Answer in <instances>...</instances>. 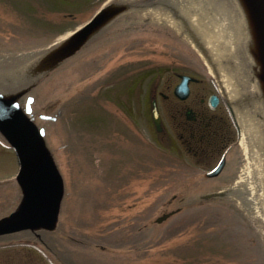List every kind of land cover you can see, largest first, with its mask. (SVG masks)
Returning a JSON list of instances; mask_svg holds the SVG:
<instances>
[{
    "label": "rangeland",
    "instance_id": "374dc122",
    "mask_svg": "<svg viewBox=\"0 0 264 264\" xmlns=\"http://www.w3.org/2000/svg\"><path fill=\"white\" fill-rule=\"evenodd\" d=\"M111 1L0 0V89L17 98L43 130L65 185L60 230L54 235L38 232L40 239L28 233L11 241L0 249V264H264V220L256 210L231 195L199 203L205 195L238 189L245 175L244 150L237 146L222 178L207 181L205 174L215 163L198 166L176 138L178 129L169 122L174 125L171 114L178 110L173 96L178 77L202 81L191 85L190 99H207L221 86L204 61L197 72L189 67L192 47L182 49L185 41L158 17L143 10L128 13L50 77L30 87L9 83V76L20 69L21 54L58 42ZM140 69L143 78L134 79ZM86 92L92 100L79 104ZM154 97L165 134L157 133L152 121ZM70 98L72 106L67 105ZM0 141L4 219L20 210V189L14 182L19 162ZM177 209L167 222L154 223ZM202 211L216 214L217 220L228 219L231 211L239 214L245 256L231 255L227 247L217 254L198 250L189 257L190 233L168 242L186 227L187 213L195 217L204 215Z\"/></svg>",
    "mask_w": 264,
    "mask_h": 264
},
{
    "label": "bare ground",
    "instance_id": "6f19581e",
    "mask_svg": "<svg viewBox=\"0 0 264 264\" xmlns=\"http://www.w3.org/2000/svg\"><path fill=\"white\" fill-rule=\"evenodd\" d=\"M126 1L134 4L135 10L150 8L148 14L179 30H192V44L202 54L207 53L221 80L222 92L237 109L241 129L240 145L246 164L235 196L264 220V82H260L264 79V38L253 17L252 4L248 0H176L181 2L182 10L175 9L174 24L168 14L162 13L170 9L173 0ZM28 58H22L25 65L9 76L13 87L26 86ZM9 94L0 89L1 97L8 99Z\"/></svg>",
    "mask_w": 264,
    "mask_h": 264
},
{
    "label": "water",
    "instance_id": "95a60500",
    "mask_svg": "<svg viewBox=\"0 0 264 264\" xmlns=\"http://www.w3.org/2000/svg\"><path fill=\"white\" fill-rule=\"evenodd\" d=\"M248 1L253 5H251L253 17L264 38V0ZM131 8L132 6L123 1L103 8L82 29L36 60L29 70V76L37 80L54 71ZM182 80L176 94L181 99H186L189 94L188 83L191 79L183 77ZM14 101L15 98L6 100L0 97V131L11 143L19 158L21 170L18 182L25 193V204L18 218L0 224V235L51 226L57 218L64 191L62 177L49 156L41 133L14 105ZM153 120L157 131L161 132V118L156 102H153ZM221 169L222 166L218 167L208 176L217 175ZM171 215L166 214L157 222L162 223Z\"/></svg>",
    "mask_w": 264,
    "mask_h": 264
},
{
    "label": "flooded vegetation",
    "instance_id": "af4514ba",
    "mask_svg": "<svg viewBox=\"0 0 264 264\" xmlns=\"http://www.w3.org/2000/svg\"><path fill=\"white\" fill-rule=\"evenodd\" d=\"M177 114H171L170 126L179 130L178 139L197 157L200 165L219 164L230 159L234 149L232 143L235 127L222 99L218 101L214 111L204 98L193 99L189 104L180 102L176 105ZM191 110V120L187 119V111ZM226 164V165H227Z\"/></svg>",
    "mask_w": 264,
    "mask_h": 264
},
{
    "label": "trees",
    "instance_id": "16d2710c",
    "mask_svg": "<svg viewBox=\"0 0 264 264\" xmlns=\"http://www.w3.org/2000/svg\"><path fill=\"white\" fill-rule=\"evenodd\" d=\"M82 99H84V97ZM191 214L193 213H187L186 215V227H183L182 230L173 234L168 240V242H170L178 239L177 237L182 234H192L193 238L186 243L189 244L187 245L189 257L195 255L194 253L198 252V250H204L207 254H217L220 251L223 252L227 247L230 248L232 245L239 247L238 244L232 240V237L238 235L241 231L236 222L239 220V216L234 215L235 217L229 222L226 218L217 220L218 217L216 214L209 213L207 215L206 212H203L204 215L198 214L199 216L195 217Z\"/></svg>",
    "mask_w": 264,
    "mask_h": 264
}]
</instances>
